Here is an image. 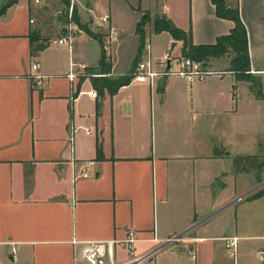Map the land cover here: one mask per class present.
I'll return each mask as SVG.
<instances>
[{
  "label": "crops",
  "instance_id": "1",
  "mask_svg": "<svg viewBox=\"0 0 264 264\" xmlns=\"http://www.w3.org/2000/svg\"><path fill=\"white\" fill-rule=\"evenodd\" d=\"M69 1L0 0V264H85L82 243L109 239L118 241L114 261L124 263L129 255L119 241L129 231L140 238L134 255L156 247L154 235L184 234L156 251L151 264H238L224 248L230 235L239 237L238 253L264 264V195L249 198L259 175L239 167L242 159L264 157V98L249 90L250 80L264 87V0L237 2L249 80L210 60L223 72L193 83L175 75L131 81L103 97L89 95L95 89L87 74L73 80L67 74L70 59L85 64V72L97 67L103 44L94 35L106 37L105 13L120 34L118 45L124 30L132 34L138 9L165 15L193 44L214 43L233 22L218 17L211 0H125L131 18L124 29L112 0H73L69 53L52 42L63 33L57 12ZM176 5L186 14H177ZM173 41L171 53L178 54L181 42L170 35ZM32 42L43 45L34 54ZM171 53L165 48L155 57ZM33 63L43 75L40 85L32 79ZM131 65L119 68L116 46L114 75ZM88 160L95 161L90 175L74 179L72 164ZM216 218L221 222L212 223ZM73 238L80 242L73 245Z\"/></svg>",
  "mask_w": 264,
  "mask_h": 264
},
{
  "label": "built area",
  "instance_id": "2",
  "mask_svg": "<svg viewBox=\"0 0 264 264\" xmlns=\"http://www.w3.org/2000/svg\"><path fill=\"white\" fill-rule=\"evenodd\" d=\"M36 3L39 0H34ZM237 3L238 0H228ZM74 12L75 5L74 1L70 0L69 4L65 6L64 10H59L57 14L62 16V28L63 33L57 38L52 40L53 43H57L59 45H64L68 48L69 53L72 52V43L74 40V34L76 31V22L74 20ZM100 20L102 23L107 25V33L106 37L103 40V49L102 55L104 61L112 62L113 54L111 49V39L116 36V31L113 26L109 24V15L105 13ZM32 21V20H31ZM144 47L149 49V43H145ZM143 47V48H144ZM167 60L169 61V65L167 66ZM159 65V68L156 67ZM161 67V68H160ZM39 64L33 63L32 70L34 74L32 75L33 81H35L36 85H40L42 82L43 75L40 74ZM85 70V64L76 63L70 59L69 64V72L67 76L73 80L79 75H83ZM223 71H217L211 67L210 61L205 62L204 60H196L187 56H183L180 54L168 55L165 59L154 63L150 56L147 55L146 58L140 55L139 58L136 59L132 71L131 81L138 82H149L153 83L155 77L162 78L164 76L175 75L182 77L189 83H193L195 81H203L207 76L216 73H222ZM104 75V74H98ZM89 95L92 97H96L95 90H89ZM74 128L71 129V132ZM71 139V137H70ZM95 164L94 160L83 161L82 163H73L72 171L73 178L77 179L80 177H88L90 175L89 167ZM79 169V172L76 173L75 170ZM184 234L174 235L168 238H157L155 235L152 237V241L156 242L157 245L152 250L147 251L142 255H134V244L139 241L138 235L134 231H129L125 239L119 241L120 246L124 247L129 255V259L124 263H116L114 261V252H115V244L118 242L114 239H109L105 241H86L82 243L80 249V259L84 260V262L88 264H151L152 255L162 249L164 247H169L175 242L181 241L183 239ZM239 237L235 235L226 236L223 238L224 240V248L228 255L232 257L234 260L236 259L237 254V242ZM80 241L73 238L71 243L73 245L79 243ZM2 242H0V245ZM7 244H11V253H15L16 248L14 243L7 242ZM191 257H193V252L190 251Z\"/></svg>",
  "mask_w": 264,
  "mask_h": 264
},
{
  "label": "trees",
  "instance_id": "3",
  "mask_svg": "<svg viewBox=\"0 0 264 264\" xmlns=\"http://www.w3.org/2000/svg\"><path fill=\"white\" fill-rule=\"evenodd\" d=\"M17 0H10V4ZM214 4L215 13L220 18L229 19L233 22L232 28L227 34L217 36L214 43L211 44H193L190 40V34L183 29L177 27L173 22L165 15L152 18V30L155 33H159L163 30L167 31L174 40L181 41L180 54L196 60H204L209 62L210 60L220 59L227 57L228 66L226 70L233 71L236 76L243 80H249V52L247 44L246 28L239 16L238 5L235 2L228 0H211ZM1 14V12H0ZM149 23V19L146 15H140L136 22L135 32L140 37L139 46L137 48L136 55L132 60V66L137 58L140 57L141 51L144 47L145 40V26ZM98 40L103 39L100 36L94 35ZM43 47L42 43L34 44L32 42V54L39 51ZM132 69L124 75H120L118 78H107L99 76L98 74H105L110 69V65H106L103 59V55L100 57V61L96 68H88L87 76L91 81L93 88L97 91V96L103 97L105 92L109 95L115 93V91L130 82L132 78ZM248 158V157H244ZM264 165V160L262 161ZM264 195V188H260L252 193L249 198H257Z\"/></svg>",
  "mask_w": 264,
  "mask_h": 264
},
{
  "label": "rangeland",
  "instance_id": "4",
  "mask_svg": "<svg viewBox=\"0 0 264 264\" xmlns=\"http://www.w3.org/2000/svg\"><path fill=\"white\" fill-rule=\"evenodd\" d=\"M125 2H126L125 0H112L110 2L111 5L107 2L111 6V10H112L113 14L115 15V17L117 18V20L119 21V23L121 24V27H123L124 29H125V27H127V24L131 18L130 16H129V18H127V12L126 11H127L128 4L126 2V9L124 10ZM101 5L102 4H98V5L95 4V6L97 8H100ZM171 5L174 6V3H172ZM176 6H178L177 7L178 11L177 10H174V11H176L177 14H179V12L180 13L182 12V14H186V8L184 9V11H182V8H181V7H183V4L181 5V7L179 5H176ZM79 11H80L79 12L80 16L87 17V13H86V11H84V9H79ZM138 11H139L140 15H146L147 18L149 19V25L147 27L145 26L146 33H145V40H144L145 41L144 44L147 42L149 43V49L144 47V51L142 52V56L144 58H146L147 55H149L151 60L154 63L158 62L156 60L161 61L163 59H156L155 56L160 54L165 48H167V50L170 49L171 42H168L170 34L168 32L155 33L152 30V24H151L152 18L154 16H151L150 13H148L147 11H144V10L138 9ZM157 16H161V15L157 14ZM60 18L62 19V16H60ZM135 25H136V23H135ZM174 25H175V23H174ZM135 27L136 26H134V30L132 29V34L126 33L125 30L123 31V33L125 34V38L123 39L124 42L122 44L118 45L115 41V40H117V37L119 39L120 34H118V36L116 35L115 39L114 38L111 39V49H112V54H113V61L115 60V53H116V46H117V48L119 49V68L121 70L127 69L128 66H130V64L132 62V57L129 56V49H130L132 42H136L135 41L136 39H138L137 41L140 42L139 35L135 33ZM134 33L136 34V36H134ZM114 50H115V53H114ZM174 54H175V52L171 53V55H174ZM104 62L106 65L107 64L110 65V69L104 75H99V76H104L107 78H118V77H120V75H114V73L112 71L113 70L112 69V62H108V61H104ZM227 63H228V58L224 57V58L213 60L212 64H213L214 68H224V67H227L226 66ZM131 67H133V66L131 65ZM131 67H130V69H132ZM84 73L86 76L87 71L85 72V70H84ZM249 82H251L253 84V86L251 85L249 90L250 91H256L258 89V91H260V93L262 94V97L264 98V87L261 86V88H260V83H258L255 80H250ZM246 86L249 87L248 84ZM263 160H264V157H251L250 159L240 160V164H239V167H242L243 169H245L243 171L249 170V172H252L253 175H255V174L259 175L260 183L258 185L259 186L258 189L264 187L263 182H261L262 181L261 178H264L262 176V172L264 171V165L262 163ZM246 182H247V178H243L244 186L246 185ZM260 216L262 217L261 213H260ZM211 221H212V223H215V224L221 222V221L218 222L217 218L215 220H211ZM222 229H224L223 226H219L216 228L217 231L222 230ZM249 243H251V241H249ZM115 253H116V250H115ZM114 259H115V261H117L116 255L114 256ZM236 259H237L238 264H256L257 263V260L252 259L250 256L247 255V253H245V252L242 253V251H241V253L240 252L238 253V242H237ZM85 264H88V263H85Z\"/></svg>",
  "mask_w": 264,
  "mask_h": 264
},
{
  "label": "water",
  "instance_id": "5",
  "mask_svg": "<svg viewBox=\"0 0 264 264\" xmlns=\"http://www.w3.org/2000/svg\"><path fill=\"white\" fill-rule=\"evenodd\" d=\"M174 46H175V42L173 41V42L171 43V47H170V49H169L170 52L173 50ZM168 65H169V61L167 60V66H168Z\"/></svg>",
  "mask_w": 264,
  "mask_h": 264
}]
</instances>
